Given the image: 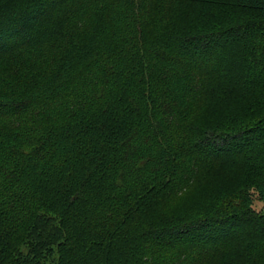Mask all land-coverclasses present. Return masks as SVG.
<instances>
[{"label": "trees", "instance_id": "1", "mask_svg": "<svg viewBox=\"0 0 264 264\" xmlns=\"http://www.w3.org/2000/svg\"><path fill=\"white\" fill-rule=\"evenodd\" d=\"M48 259L264 264V0H0V264Z\"/></svg>", "mask_w": 264, "mask_h": 264}, {"label": "rangeland", "instance_id": "2", "mask_svg": "<svg viewBox=\"0 0 264 264\" xmlns=\"http://www.w3.org/2000/svg\"><path fill=\"white\" fill-rule=\"evenodd\" d=\"M233 176L236 177L237 175L236 174L231 175V172L230 171H227L226 174H224V176H223V180H226V181H229V182H236L239 179V177L238 178H234ZM262 207H263L262 204L261 203H258V204H256V207L255 208L257 210H260ZM54 252H55V250H54ZM53 257H56V253L53 254ZM42 264H49V259L48 260H45V261L43 260L42 261Z\"/></svg>", "mask_w": 264, "mask_h": 264}]
</instances>
